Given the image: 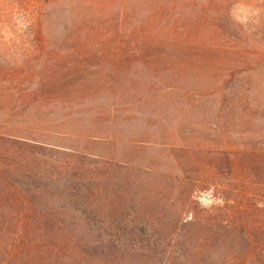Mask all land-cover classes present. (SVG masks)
I'll use <instances>...</instances> for the list:
<instances>
[{
	"label": "rangeland",
	"instance_id": "374dc122",
	"mask_svg": "<svg viewBox=\"0 0 264 264\" xmlns=\"http://www.w3.org/2000/svg\"><path fill=\"white\" fill-rule=\"evenodd\" d=\"M151 1L150 6L146 2L148 9L159 6L163 12L171 10L173 17L168 22L149 21V15L140 20L141 26H147L143 38L150 49L145 47L137 55L140 63L124 67L119 65V56L109 57L117 52L111 48L114 37L108 57L97 53L89 60L82 53L70 59L71 48L77 46L74 28L80 23L86 25L77 38L79 44L88 38L98 37L100 42L105 38L96 29L103 16L96 0H0V137L7 140H0V152L32 155L35 150L16 143L34 141L47 146L61 142L85 156L84 169L104 168L109 197L89 198L85 203L93 212L88 222L95 229L111 223V218L117 225L130 223L137 210L132 207L134 200L141 204L149 190L161 199V207L166 205L171 218L202 216L217 190L223 197L224 189L230 187L205 157L217 162L227 153L236 172L233 189L238 186L243 208L257 210L264 201V161L257 162V156L264 155V0H232L225 11L238 31L231 36L224 33L223 40L210 24L206 29L198 24L205 22L201 11L206 3L193 1L186 14L183 2L171 6L168 0ZM218 1L222 0L208 4L213 9ZM141 6L132 7L145 11ZM181 24L190 32L180 31ZM100 25L99 29L107 27ZM169 27L177 29L161 33ZM87 31L89 36H85ZM189 46L191 51L186 49ZM218 47V53H213L212 48ZM81 58L85 63H75ZM99 62L102 66L97 69ZM37 66L45 68L47 78L35 77ZM60 76L72 84L60 85L61 93L56 88L53 96L69 95L67 114L79 113L74 125L64 127L44 121L47 110L52 113L56 108L51 102L40 97L45 106L36 109L33 98L37 87ZM41 94L45 96L46 91L40 90ZM65 98L60 100L64 103ZM36 152L39 157L48 154ZM200 168L204 171L198 172ZM169 177L195 180L199 187L190 192L197 188L199 192L186 193L192 198L196 195L191 202L184 198L182 204L181 191L188 186L172 184ZM99 205L101 210L95 211ZM67 206L59 211L66 226L83 231L87 222L79 227L76 209ZM76 208L81 211L79 203Z\"/></svg>",
	"mask_w": 264,
	"mask_h": 264
},
{
	"label": "trees",
	"instance_id": "16d2710c",
	"mask_svg": "<svg viewBox=\"0 0 264 264\" xmlns=\"http://www.w3.org/2000/svg\"><path fill=\"white\" fill-rule=\"evenodd\" d=\"M147 1L144 5L142 0H96L103 15L98 18L100 23L98 22L96 29L99 35L104 33L102 37L105 38L101 42L97 40L98 37L92 38V41L88 38L86 43L79 44L77 38H80L79 33L86 25L80 23L78 28H74L77 32V46L71 48L70 59L82 57V53H86L89 60L95 59L97 53L106 58L110 55V38L114 37L116 42L111 48L117 52H111L109 57L113 55L114 59L119 56V65L123 64L124 67L126 64L140 63L137 55L144 52L145 47L150 49L145 46L143 38L147 26H141L140 20H146L149 15V21L153 18L155 21L162 19L163 22H168L173 17L171 10L163 12L162 7L156 8L157 4L156 7L153 6L156 9H148L152 1L149 0V6L146 5ZM168 1L171 6L183 2V6L187 5L183 11L189 14V6L195 0ZM199 1L207 5V8L203 7L201 11L205 22H198L203 29L210 24L222 40L224 33L231 36L238 31L229 22V14L225 11L227 6L233 4L232 0L218 1L213 9L212 4H208L212 0ZM93 2L95 3V0ZM134 5L135 9H140L141 5L145 6V13L133 10ZM101 23H106L107 27L103 26L105 30L99 29ZM171 29L174 28L169 27L167 32L161 33L171 34ZM178 29L186 34L190 32H186L182 24ZM89 34L90 31L85 32V36ZM191 48L189 46L186 49L191 51ZM220 49L212 48L213 53H218ZM76 59L75 63L84 62L82 58ZM101 66L99 62L97 69ZM45 71V68L37 66L35 77L47 78ZM64 77L55 78L59 85L54 79L46 81L45 85L36 88L33 97L37 100L36 109L45 106L40 97L44 98L45 103L51 102L50 105L56 107L55 110L53 107L52 113L44 109L47 110L44 121L47 120L49 124L57 123L61 127L66 123L74 125L79 119V113L67 114L66 103L69 95L67 99L61 94L53 96L58 93L56 88H59L61 93L60 85L72 84L71 80L65 82L61 79ZM40 90L46 91L45 96L39 95ZM64 98L63 103L60 99ZM0 140L7 141L6 137H0ZM24 143L16 144L35 150L32 155H29L28 151L19 155L0 152V264H264V201H260L261 207L257 210L251 207L243 208V198L238 193V186L233 189L236 185V172L230 154L227 153L221 159L217 158V162L215 158L205 157L207 164L217 168L221 179L227 185L230 184V187L224 189L226 193L223 192V197L219 195L222 192L217 190L216 196L213 195V204L202 216L192 214L190 219H183L181 215L175 219L171 218L166 205L161 207V199L157 200V196L154 198L152 190H149L141 204L134 200L132 207H137V210L130 223L117 225L116 219L111 218V223L95 229V226L89 223L91 221L88 222L93 219V212L89 211L85 203L89 198H104V195L109 197L108 184L105 183L106 170L101 167L89 170L90 172L84 169L82 161L86 159L85 156L82 153L79 155L76 150H68L61 142L47 146L34 141ZM36 149L48 154L39 157ZM263 157L264 155L257 156V162L263 163ZM205 158L199 157L200 161L204 162ZM19 167L24 169L19 170ZM200 171L204 170L200 168L198 172ZM168 179L172 184L176 182L175 185L180 183L188 186L181 191L182 204L184 198L191 202L196 195L192 198V195H185L186 193L199 192L198 188L195 192H190L192 188L199 187V184H194L195 180L180 181L175 177ZM176 189L175 187L172 192ZM261 191L264 195V190ZM251 197L249 201L256 198L257 194ZM66 203L69 208L76 209V222L79 227L83 221L87 222L82 227L83 231L78 227L72 229V226H66L63 215L59 212L61 208H68ZM78 203L81 211L76 208ZM197 206L195 203L194 208L197 209ZM98 209L101 210L100 205L95 211ZM163 224L165 225L161 226Z\"/></svg>",
	"mask_w": 264,
	"mask_h": 264
}]
</instances>
